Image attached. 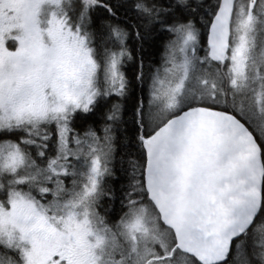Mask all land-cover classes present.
<instances>
[{"label": "snow or ice", "instance_id": "snow-or-ice-1", "mask_svg": "<svg viewBox=\"0 0 264 264\" xmlns=\"http://www.w3.org/2000/svg\"><path fill=\"white\" fill-rule=\"evenodd\" d=\"M0 264H264V0H0Z\"/></svg>", "mask_w": 264, "mask_h": 264}]
</instances>
